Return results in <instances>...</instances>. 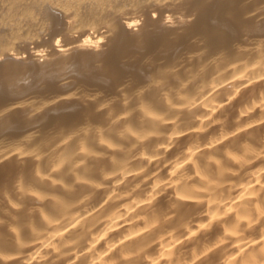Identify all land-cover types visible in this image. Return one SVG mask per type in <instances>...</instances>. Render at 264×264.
<instances>
[{
    "label": "bare ground",
    "instance_id": "1",
    "mask_svg": "<svg viewBox=\"0 0 264 264\" xmlns=\"http://www.w3.org/2000/svg\"><path fill=\"white\" fill-rule=\"evenodd\" d=\"M0 2V264H264V0Z\"/></svg>",
    "mask_w": 264,
    "mask_h": 264
},
{
    "label": "rangeland",
    "instance_id": "2",
    "mask_svg": "<svg viewBox=\"0 0 264 264\" xmlns=\"http://www.w3.org/2000/svg\"><path fill=\"white\" fill-rule=\"evenodd\" d=\"M3 3L0 2V8H4V5H2ZM3 6V7H2ZM12 24H14V22H11ZM16 24V23H15ZM14 24V25H15ZM22 24V25H21ZM13 25V26H14ZM18 31L19 33L21 34H28L29 36H32L33 34H35L37 32V29L33 30L32 28H27V26L25 25V22H20L19 25H18ZM8 28L3 31V34L6 35V36H14V33L12 32L11 30V25L10 26H7ZM93 32V33H91ZM31 33V34H30ZM90 34L92 36H97L96 33H94V31H90ZM94 34V35H93ZM48 36H44V38H47ZM46 47H37L34 43H28L27 46L25 47V49H22V48H16V47H12L11 48V52L12 53H16V52H19L20 53V57L24 58V56H27V52L28 51H35V50H44ZM14 51V52H13ZM44 53V52H42ZM26 58V57H25ZM42 59V58H41Z\"/></svg>",
    "mask_w": 264,
    "mask_h": 264
}]
</instances>
